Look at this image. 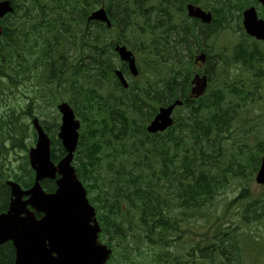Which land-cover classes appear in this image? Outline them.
<instances>
[{"label":"trees","instance_id":"trees-1","mask_svg":"<svg viewBox=\"0 0 264 264\" xmlns=\"http://www.w3.org/2000/svg\"><path fill=\"white\" fill-rule=\"evenodd\" d=\"M12 3H15L16 0H10ZM26 1V0H25ZM32 2L30 7L26 10L24 7L21 9L22 16L17 15L18 12L13 16L14 24L11 27L4 28V37L3 41L0 43V88L4 86L3 81L9 80L12 81L11 75L7 72L8 69H11L14 74L23 76V74L29 71L28 67H34L38 63L44 65L45 61H48V56L53 54L51 45L48 42V37L52 36L58 44L60 34L65 33V36H75V32L72 30L77 29L76 26L72 27L71 24L65 23L64 18L60 16L61 13L68 9L70 11L79 10V6H82L84 9L82 17L87 15L86 3L87 0H49L52 3V6L47 4H42L39 0H28ZM118 1V0H117ZM200 0H176L179 4L185 2L198 3ZM216 7L213 8V13L215 15V20L213 26L210 29L204 31L201 27H190L187 26L185 29L180 30L176 35V45L183 46L195 44L197 46H202L201 41L205 42L206 38L209 39L212 36H216L221 31L229 28V24L233 19L232 11L235 9H240L249 5L247 0H215ZM168 2V0H164ZM112 5H117V2L110 1L108 3V10L111 13ZM118 6V5H117ZM120 5L118 6V8ZM39 10V15L36 20L39 26L43 28L35 29L31 27L30 32L35 34H43L40 38L43 40L44 50H42L38 59L33 58L29 61L32 64L28 67H23L24 63L28 60H24L21 57L22 53L26 54L27 59L32 55L25 51L23 45L21 44L20 38L25 39L27 34H24V27L22 24L23 18L27 17L29 13H32L34 10ZM18 11V6H16ZM47 11V12H45ZM68 12V11H67ZM54 17V18H51ZM61 23L59 28L56 29L55 24ZM195 26V25H194ZM54 29V30H53ZM51 33V34H50ZM101 32L91 33V42L100 43ZM84 37L86 35H83ZM89 37V36H88ZM92 38L94 40L92 41ZM204 39V40H203ZM171 49H157L154 56L158 61H167L168 57L174 59V73L180 72L182 65L181 57V48ZM94 52V51H93ZM96 56L92 57V63L98 64L101 66V70L104 71L103 63L104 60L101 56V52H95ZM251 58L248 56L245 50H239L236 58L222 59V66L224 69L229 67L232 62L236 64H246L251 62ZM95 62V63H94ZM166 63V62H165ZM15 66V67H14ZM180 75V73H178ZM216 77V76H215ZM11 86H16L18 83L16 81L9 83ZM176 86L175 78L172 80L170 85L171 94L174 93ZM236 96V103L239 105L241 103H246L247 98L239 93L237 90H232ZM222 95V93H220ZM219 96V95H218ZM219 101L223 99V96H220ZM84 102L89 104L91 102L90 96H85ZM221 118V117H220ZM19 120L14 119V122L9 124L7 120H0V143H3L6 140L13 142L12 145H15L20 148H25L22 142V139H17L13 130V125L16 124ZM198 124V123H197ZM9 125H12V128H8ZM3 126L5 129H3ZM196 126V132H199V129ZM94 138V134L92 132ZM173 136H170L167 139H162L160 141L152 142V150L148 151L152 158H162L160 162H156V165L150 161L142 160L141 163L143 167L139 166V169H135V172L128 171L123 174L118 172H112V174L102 178L104 182L100 183L102 179H96L93 186L96 189L102 192V200L99 199V203L102 204L99 207L100 214L98 215L99 222L103 229V234L108 236V245L112 248H118L114 244L113 238L111 235H116L117 240H121L120 235H129L135 236V233H141L140 238L148 240V242H157L158 245H163V243L168 239L166 238V233L172 234L173 232H178L182 223L190 225L196 223L194 218L198 214V209L201 206L206 204H214L215 199L225 187L224 181L218 177L212 176L209 172L198 173L196 176L192 173L193 162L187 156H183L180 162L179 167L172 166L173 159L170 160L169 164L165 163V159L168 158L169 153L172 149L174 152L173 157H181V153L185 150V146L181 143V138L178 136L173 139ZM172 141L171 148H168V144ZM90 150L88 159L89 161H83L82 158H78L81 162L80 172L82 176L90 180V177L85 176L88 173H91L92 170L97 171L96 165L98 162H94L93 158L95 153L99 150L102 151L101 145L97 146V143H93ZM151 158V157H150ZM55 162L58 161L57 158L53 157ZM169 161V160H167ZM2 172V171H1ZM85 174V175H84ZM32 172L27 171L24 176L19 177L18 175L14 176L15 180L20 183L24 188L30 187L32 184ZM1 178V175H0ZM1 182V179H0ZM44 189L47 192H52L55 189L53 182H44ZM8 190L5 186L0 184V211L4 210L7 204ZM124 210L122 214V220L117 222L115 217H117L120 211ZM132 213L134 217L128 218V213ZM113 235V236H114ZM138 237V236H137ZM199 248V247H198ZM198 251L201 252L200 249ZM194 252V250H193ZM203 256L209 255V250L203 249Z\"/></svg>","mask_w":264,"mask_h":264},{"label":"rangeland","instance_id":"rangeland-1","mask_svg":"<svg viewBox=\"0 0 264 264\" xmlns=\"http://www.w3.org/2000/svg\"><path fill=\"white\" fill-rule=\"evenodd\" d=\"M201 4L205 7L206 10H210L213 5L211 0H203ZM253 6L257 11L258 17L264 20V9L261 8L258 4ZM159 18L160 16L156 14H152V16H149V20L152 22L157 21ZM174 19L178 22L188 20L184 13H175ZM135 22L141 24L143 23V20L137 19L135 20ZM239 24L241 25V19L240 21H234L230 29H226L222 33L216 35L215 37H211L206 41L205 49L208 50V54L210 55V63L208 64V66L203 68L205 72L208 71L209 73L213 71L219 74L221 70V65L219 62L223 58H232L233 54L235 53V49L239 45H244L248 47V49L249 47L251 48V45L253 44L252 41L245 39L246 37L244 32H238L236 30L237 25ZM161 33L162 31L160 30H156L153 33L147 32L141 42L148 44L153 39L161 36ZM128 34L130 38L136 37V32L134 30L129 31ZM259 45V50L264 51V43L259 42ZM187 46L188 45L182 46V55L186 62L189 60L191 53H193L194 55L195 52L198 51L197 46H193L194 48L192 52H190L191 50ZM136 54L138 64L143 70L145 64V54L138 52ZM261 65V68L264 71V64L262 63ZM255 66L257 68L260 67L258 65ZM144 73L145 74H143L142 78L140 79L142 82H147L148 80L151 82H158L163 77V74L153 75L147 73L146 68L144 70ZM225 74L227 75V87H233L232 81L234 80L236 85L243 88L245 92H252L255 99H248L246 103H241L239 105V108L237 109L238 115H235L232 113V105L233 102L237 99L232 95V93H230L229 90H226L224 88L223 85L225 80L222 77L223 75L216 80L212 79V84L206 95V98L209 97L211 93H213V90L217 89L218 87L220 89L223 88L222 90L225 96L223 109H229L230 115L232 116V119L230 121L231 127L229 131L222 134V136L209 137L207 140H202L200 143L195 142V139L189 137L190 142H187V147L190 149L193 147H195V149L201 147L205 151V153H207V155H217V157L219 158V160L217 161L218 168L213 167V162L210 159L205 158V169H208L215 174L221 173V171L226 170L228 167H231V171L234 172L237 164H240V166L243 168L246 164L245 161L251 156L255 155V152L258 149V146H256L257 143L264 142V81H259L256 84H249L251 79L252 82L256 80L253 76L254 74H256V71L254 72L251 69L249 70L248 67L244 66L229 68L228 72H225ZM257 86H259L260 88L259 91L257 89ZM104 89L105 91L103 92V95L110 91V86H106ZM12 92L15 93L8 95L7 91L0 95V117H4L7 121H11L13 119V115L16 116V114L21 111V107L24 108L25 105L29 103V98H35L33 94V87L29 85L23 84L21 86H18V88L13 89ZM67 98H69V95L65 94L61 99L67 100ZM57 100H59L57 104L61 102L58 97L56 101ZM57 104H55L54 106V103L51 104L48 100L44 102L36 98L34 105V114L37 118H39V120L50 123L56 116L55 109ZM152 105L154 104L151 103V106ZM189 112L190 109L184 107L182 110H179L177 112V118H180L179 120H181V118L186 119L190 116ZM240 113L241 116H239ZM124 114L128 119L129 126L132 130H134V124L132 122L135 123L136 127H139L144 123L141 121V117L135 115L130 109H124ZM29 124V118L25 117L24 119H19V121L15 124V127H13L15 133H18V131L16 130L17 127H23V139L26 144H30V142L32 141ZM187 136H189V133H187ZM5 145L7 150L4 151L2 155H0V168L1 165H3L2 169L4 174L13 175L19 172V166L23 164L22 157L25 156L26 153L24 150L22 151L18 148H12L11 142H7ZM123 145L126 147V149H128L131 145V140L125 138V140L123 141ZM119 147L120 146H117L118 149ZM262 154L263 151H260L258 153L257 160L260 159ZM196 155L198 158V153H196ZM193 167L196 169L201 168L199 164H196ZM245 173V176L235 175L236 179L229 177L227 188L223 191L221 197H218V199L216 200L215 215L209 212H201V215L203 217L197 215V217H200V219H196L195 225L190 224L185 228L183 227V233L185 234L184 239L187 243H198L206 246L210 242V240L214 242L215 229H217V227H219L221 224L225 225L224 227H229V224L233 225L234 228H230L231 232L237 231L238 228L242 230L246 221L250 224L251 213L255 214V211L252 212V203L261 201V199L264 197V190H262L260 186L256 185L254 181L255 174L251 178L249 176V172ZM244 187L247 189L248 193L245 195L246 199L236 201L237 197L240 194V190ZM249 229L254 234L256 233L259 235H264L263 222L261 223V226L250 224ZM240 233L244 232H238L234 234L240 235ZM234 234H232V236ZM258 239L264 246V240L261 238ZM127 242L132 248H135L140 244L136 241H133V238L128 239ZM238 245L241 257L240 262H243V264H249V262L244 258L242 254L241 238L239 239ZM140 248L141 250L139 254L135 252L132 253L130 260L121 264H141L145 262H148V264H150L151 260L153 259L152 250L149 249L145 244H141ZM189 248L190 247H188L187 249ZM247 252L249 258L251 259V264L256 262L253 260V256L255 253H258V250H256L251 245H247ZM261 252L264 253V247H261ZM115 259L112 260L113 262L111 264H119V262ZM220 262L221 261H219V263ZM233 264H238V262ZM258 264H264V254Z\"/></svg>","mask_w":264,"mask_h":264},{"label":"water","instance_id":"water-1","mask_svg":"<svg viewBox=\"0 0 264 264\" xmlns=\"http://www.w3.org/2000/svg\"><path fill=\"white\" fill-rule=\"evenodd\" d=\"M259 2L264 6V0ZM12 11L9 2H0V18ZM187 11L189 17L203 23L209 24L212 20L209 13L194 6H187ZM243 16L247 34L264 40V23L257 20L255 10L252 8ZM89 20L108 22L103 10L93 13ZM116 51L121 60L129 62L132 73L136 75L131 54L124 48H116ZM198 61L204 63L205 56L197 58L196 62ZM118 76L121 80L120 74ZM204 87L205 78L193 93L200 94ZM59 110L62 113V125L58 138L67 155L54 166L50 159V141L35 120L33 124L38 137L35 148L29 151L35 182L31 189L24 192L18 185L7 183L11 188V202L8 211L0 215V245L8 241L13 243L16 250L15 264H104L110 251L97 243L99 227L94 219V210L89 206L86 192L71 167L79 123L74 120L73 112L67 105L59 106ZM170 110L162 111L158 119L164 123L155 126L157 119L148 129L151 133L171 124L168 119ZM57 175L60 176L58 179ZM45 179H56L55 193L46 194L42 190L40 182ZM257 182L264 184V158ZM24 196L28 197L26 201H22ZM28 206L34 211L28 210ZM34 212L42 217L37 219Z\"/></svg>","mask_w":264,"mask_h":264},{"label":"flooded vegetation","instance_id":"flooded-vegetation-1","mask_svg":"<svg viewBox=\"0 0 264 264\" xmlns=\"http://www.w3.org/2000/svg\"><path fill=\"white\" fill-rule=\"evenodd\" d=\"M6 264H14V256H13V260L12 261H7V263Z\"/></svg>","mask_w":264,"mask_h":264}]
</instances>
